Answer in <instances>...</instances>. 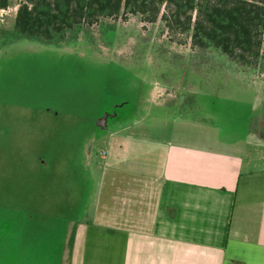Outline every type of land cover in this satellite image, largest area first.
<instances>
[{
  "label": "rangeland",
  "instance_id": "obj_1",
  "mask_svg": "<svg viewBox=\"0 0 264 264\" xmlns=\"http://www.w3.org/2000/svg\"><path fill=\"white\" fill-rule=\"evenodd\" d=\"M18 1L0 8V264H66L73 225L98 201L90 156L105 153V112L116 110L109 121L128 133L261 155L264 165V150L246 142L264 60L241 65L213 46H192L189 33L160 17L131 13L66 38H29L12 30ZM108 177L104 205L120 222L130 212L145 217L138 197L147 184Z\"/></svg>",
  "mask_w": 264,
  "mask_h": 264
},
{
  "label": "crops",
  "instance_id": "obj_2",
  "mask_svg": "<svg viewBox=\"0 0 264 264\" xmlns=\"http://www.w3.org/2000/svg\"><path fill=\"white\" fill-rule=\"evenodd\" d=\"M127 126L107 133L105 153H91L98 201L73 225L66 264H264L262 156L159 141ZM260 135L249 131L246 142L264 150ZM108 175L147 184L138 197L145 217L130 212L120 222L104 205L113 193Z\"/></svg>",
  "mask_w": 264,
  "mask_h": 264
},
{
  "label": "trees",
  "instance_id": "obj_3",
  "mask_svg": "<svg viewBox=\"0 0 264 264\" xmlns=\"http://www.w3.org/2000/svg\"><path fill=\"white\" fill-rule=\"evenodd\" d=\"M120 13L160 17L170 31L189 33L192 46H213L241 65L264 60V0H19L12 30L52 41Z\"/></svg>",
  "mask_w": 264,
  "mask_h": 264
},
{
  "label": "flooded vegetation",
  "instance_id": "obj_4",
  "mask_svg": "<svg viewBox=\"0 0 264 264\" xmlns=\"http://www.w3.org/2000/svg\"><path fill=\"white\" fill-rule=\"evenodd\" d=\"M16 43V42H15ZM21 42H18L16 44H19ZM14 43H11V46ZM3 48V47H2ZM0 49V55H2L4 48ZM9 49V48H8ZM8 49H6V51H8ZM253 102H252V106L249 112V116L247 118V132L252 131V121H253V116L254 114H256L258 111L263 110L264 109V89H262L260 87V89H258V87H253ZM138 111V109H137ZM117 114V111L114 110L112 113L110 112H105L104 116L100 119L99 122V130L102 131V133H108L111 132L112 129L120 124H116L112 121H109L110 118L115 117ZM254 134V133H253Z\"/></svg>",
  "mask_w": 264,
  "mask_h": 264
},
{
  "label": "water",
  "instance_id": "obj_5",
  "mask_svg": "<svg viewBox=\"0 0 264 264\" xmlns=\"http://www.w3.org/2000/svg\"><path fill=\"white\" fill-rule=\"evenodd\" d=\"M253 117L252 132L257 131V133L261 134L260 136L264 139V110L258 111Z\"/></svg>",
  "mask_w": 264,
  "mask_h": 264
}]
</instances>
